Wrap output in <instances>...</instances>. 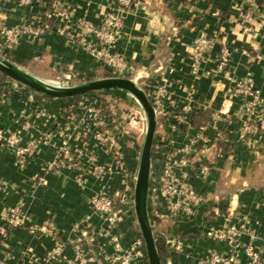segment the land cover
<instances>
[{"label": "crops", "instance_id": "0c3cea01", "mask_svg": "<svg viewBox=\"0 0 264 264\" xmlns=\"http://www.w3.org/2000/svg\"><path fill=\"white\" fill-rule=\"evenodd\" d=\"M51 1L33 0L30 6L3 1L0 27L38 26V18L50 17ZM56 1L71 11L69 30L57 32L56 26L64 23L50 17L51 30L23 34L12 57L19 64L30 60L54 75L67 68L78 77L95 75L103 65L80 43L82 32L76 22L84 19L100 25L113 0ZM138 2L131 11L117 9L124 17V27L116 49L125 62L119 76L140 83L148 95L156 88L163 90L156 106L150 187L165 153L192 147L188 166L176 168L175 173L206 196L192 215H169L165 206L156 205L149 196L155 235L162 232L163 239L180 246L174 249L162 240L165 264H197L212 251H228L225 243L202 236L206 228L228 223L246 225L239 240L254 246L264 264V129L245 132L248 123L258 125L264 114V0ZM200 33L213 42L197 60L194 42ZM223 46L229 53L220 68ZM240 79H249L259 91L263 112L251 115L246 111L244 100L234 92ZM111 98L118 105L112 110L114 119L125 123L126 105L118 97ZM87 99L32 96L18 83L0 78V129L17 132L32 147L30 157L20 163L13 149L0 143V227L11 207L19 205L26 218L24 227L11 228L0 240V264H73L77 245L87 252L84 264H109L103 257L114 254L113 237L118 236L126 247L132 230L138 229L133 215L110 229L93 210L91 200L100 192L115 198L125 181L124 171L137 169L140 133L136 132L132 144L121 142V166L114 151L96 141L97 129L87 110L99 104ZM37 109L43 113L41 119L34 117ZM201 113L204 116L195 123ZM114 119L107 118L106 125H114ZM62 131L75 150L77 167L45 173L43 169L58 156ZM92 163L105 171H93ZM203 166L209 167L206 174ZM238 263H246L243 252Z\"/></svg>", "mask_w": 264, "mask_h": 264}, {"label": "built area", "instance_id": "2783aa9c", "mask_svg": "<svg viewBox=\"0 0 264 264\" xmlns=\"http://www.w3.org/2000/svg\"><path fill=\"white\" fill-rule=\"evenodd\" d=\"M5 0H0V4ZM12 1L20 6H30L33 0H7ZM139 4L138 0H113V6H110L105 12L100 25L95 26L92 23L78 19L76 24L81 29L80 43L84 48L98 61L108 66L110 69L116 72H120L123 69L125 62L122 57L117 53V43L121 30L124 27V17L117 12L131 11ZM50 17L55 18L56 21L64 23L63 26H56V31L65 34L70 27V20L72 18L71 11L68 7L60 4L56 0H53L49 4ZM38 26H30L25 28H8L5 26L0 27V44L7 48H15L19 38L25 34L30 33L33 35H40L51 30V27L45 23L42 18H38ZM69 25V26H68ZM210 39L205 33H200L196 38L195 45V58L207 53L212 44ZM222 56L220 62V68L225 65L224 58L228 55L229 51L226 46L222 48ZM27 91H29L27 89ZM163 90L159 87L150 93L149 97L154 103L156 112L157 104L161 100ZM234 92L244 100V106L247 112L251 115L258 111L263 112V102L259 91L255 88L254 84L249 79H240L234 86ZM30 94L35 95L34 91H29ZM43 113L40 109H37L34 114L35 119H41ZM88 118L92 124L96 127L94 137L96 141L104 148L113 150L115 159L121 166L123 165V158L120 149L116 147L118 134L113 129H116L119 134L124 131V126L119 123L118 126L113 127L112 124L106 125L105 120L112 118L109 114H104L101 105L93 106L87 110ZM259 124L254 125L248 123L245 127L246 134L256 131L258 129H264V114L259 116ZM62 138L58 151V156L55 161L45 167L43 171L49 173L52 171H59L62 168L77 167V155L75 150L71 148L69 144V136L63 131L59 134ZM47 136H45L44 139ZM119 139V137H118ZM0 143L6 147L13 149L15 155L19 158L20 163H25L32 153V147L29 143H24L21 136L17 133H7L0 129ZM192 147H183L178 151H168L159 160V167L156 171L157 177L154 180V184L149 185V196L156 203V205H163L166 207L169 215H175L179 212L192 215L197 207H199L206 200L204 193L198 192L190 185L185 184L175 173L176 168L186 167L189 164V154L192 152ZM181 154V156H180ZM94 157L90 160L93 161ZM93 171L102 174L105 171V167L92 163ZM209 167L203 166L202 171L206 174ZM125 172V171H124ZM128 176L124 181L122 188L117 192L116 196L120 198L122 206L119 209L114 208V197L107 196L104 192L96 194L91 200V206L95 212L100 214L108 223L110 229H114L119 224L134 215L133 208V191L136 175L130 174L126 171ZM155 216H159L158 211H154ZM128 216V217H127ZM25 215L22 213L19 205L11 207L8 211L6 223L11 228L24 227L26 225ZM34 231V228H30ZM247 230L245 224H233L228 223L221 228H215L210 226L202 231V236L221 241L228 247L226 252H210L205 259H201L197 264H239L238 255L243 252L246 255L245 264H263L261 253L251 244H242L240 242V236ZM4 229L0 227V232ZM156 239L157 236L155 235ZM165 244L173 246L174 249H179V242H171L163 239ZM115 246L114 254L104 255V260L109 264H148L146 259V252L144 242L141 235L137 234L130 240L126 247H122L119 241V237H113ZM58 248L55 250L57 252ZM53 255V254H52ZM51 255V256H52ZM87 252L82 245L76 246L74 263L84 264L86 261Z\"/></svg>", "mask_w": 264, "mask_h": 264}, {"label": "water", "instance_id": "95a60500", "mask_svg": "<svg viewBox=\"0 0 264 264\" xmlns=\"http://www.w3.org/2000/svg\"><path fill=\"white\" fill-rule=\"evenodd\" d=\"M0 74L45 97L67 98L98 91H122L137 101L145 114L146 129L133 191L134 215L144 242L148 264H162L149 213V185L157 114L145 89L131 78L116 76L97 78L73 85L56 84L35 75L1 55Z\"/></svg>", "mask_w": 264, "mask_h": 264}, {"label": "rangeland", "instance_id": "374dc122", "mask_svg": "<svg viewBox=\"0 0 264 264\" xmlns=\"http://www.w3.org/2000/svg\"><path fill=\"white\" fill-rule=\"evenodd\" d=\"M1 47H2V48H0V55L1 56L5 57L6 59H9L10 61H12V62H14L20 66H22L23 68H25L26 70H28L30 72H33L34 74H44L45 73L46 75L42 78L49 80V81L56 83V84L73 85V84H78V83H81L84 81L93 80V79L102 78V77H111V76L122 77V76H119L120 75L119 72L113 71L108 66L104 65L103 63H102L103 66L101 67V69L99 71H97L95 73V75L78 77L69 68H67L66 71H60L58 73V75H54L52 72L44 71L43 68L39 65L32 64V66L29 68V67H26V66L19 64V62L15 61V59L12 57L13 56L12 51L14 48H10V47L7 48L6 46H2V45H1ZM104 71H111L112 75L106 76L103 73ZM10 81H13V83H18L14 80H11V79H10ZM138 84H140V83H138ZM18 85H20L22 88H24L26 90L28 89L20 83H18ZM28 90L32 91L30 89H28ZM35 95H39V94H35ZM113 96L118 97L121 100H123V103L126 105L125 106L126 111H128L126 113V116H127L126 122L125 123L123 122V124H122L124 126V131H126V133L123 132L122 134H119V132L116 129L112 130L114 132L116 131L118 134V137H119V139L117 137L116 147L120 148L121 142L125 141V140L131 141V144H132V142L135 141L136 132L138 131L140 133V138H139L140 139V141H139V157H140L141 146L143 143V138H144L145 129H146V119H145V114H144L143 110L141 109V107L139 106L137 101L132 96H130L129 94L122 92V91H120V92H118V91H98V92L87 93V94L81 95L79 97H67L65 99H69L71 101H74V99L77 100V99L88 98V99L94 101L93 102L94 105H97V104L101 105L102 101L100 99L104 98L107 101L106 103L109 104L110 108L113 110V108H115V106L118 107V105L116 104V100H113L111 98ZM114 99H117V98H114ZM120 99H118V101L121 102ZM132 101L134 103V106H133ZM112 114H113V111H112ZM110 117L112 119H114L113 116L110 115ZM119 123H121V121H117L116 119H114L113 127L118 126ZM121 154H122V152H121ZM139 157H138V162H139ZM122 158H123V156H122ZM137 168H138V165H137ZM128 172H130V174H132V175H136L137 169H135L134 172H131V170H129ZM124 175H125V180H126L128 173L125 171ZM135 220H136L135 215H133L134 223H135ZM135 233H136V235L137 234L140 235V232L138 229H136V231L133 229L132 235L130 237L131 239L133 237H135Z\"/></svg>", "mask_w": 264, "mask_h": 264}, {"label": "trees", "instance_id": "16d2710c", "mask_svg": "<svg viewBox=\"0 0 264 264\" xmlns=\"http://www.w3.org/2000/svg\"><path fill=\"white\" fill-rule=\"evenodd\" d=\"M43 20L45 22H47L49 24V26L52 25V22L53 21L51 20V18L49 17L48 14H44L43 15ZM21 65L30 68L32 66V63H31L30 60H25V61H23L21 63ZM103 73L106 76H111L112 75V72L111 71H104ZM0 78L2 80L9 79V78H7L6 76H4L2 74H0ZM43 97H45V96H43ZM75 97H79V96H75ZM100 100L102 101L101 108L103 109V113L104 114H110L111 116H113L114 118H116V116L112 114V109L110 108L109 104L106 103L107 101L104 98H101ZM153 105H154V103H153ZM202 116H204V114L201 113L197 118H195V120H194L195 123H197L198 121H200V119L202 118ZM121 206H122V204L120 202V198L118 196H116L114 198V208L117 210ZM157 221H158L157 219L154 220L155 229L157 227V223H158ZM1 227L4 229V231L3 232H0V240H3V239H5L8 236L11 227L6 222L3 225H1ZM156 236H157L156 242H157V248H158L159 256L161 258L162 264H165V257L167 256V252H166V249H165L166 248V245L163 244V242H162L163 237H164V234L162 232L156 231Z\"/></svg>", "mask_w": 264, "mask_h": 264}]
</instances>
